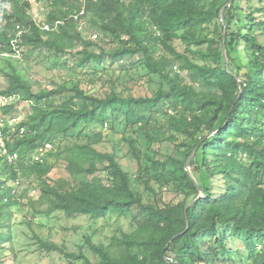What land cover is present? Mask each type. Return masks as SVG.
Masks as SVG:
<instances>
[{
  "label": "trees",
  "instance_id": "trees-1",
  "mask_svg": "<svg viewBox=\"0 0 264 264\" xmlns=\"http://www.w3.org/2000/svg\"><path fill=\"white\" fill-rule=\"evenodd\" d=\"M13 1L0 22L3 50H13L16 25H23L27 59L48 50L52 68L73 78L37 90L17 67L19 58L4 55L8 84L0 94L17 101L0 107V119L8 153L17 157L10 162L0 151V264L7 251L17 258L10 210L21 208L23 198L48 204L33 216L59 210L139 220L109 244L87 235L78 253L36 236L40 249L61 252L70 264H227L239 258L227 239L238 236L247 248L243 261L264 264V0H234L224 12L230 66L243 92L223 55L220 12L230 0H47L49 24L85 8L56 30L33 20L29 2ZM133 79L145 80V95L118 90L117 81ZM103 80L109 89L93 90ZM19 104L29 111L20 122L23 136L18 129L10 134L7 118ZM104 128L122 135L114 150L101 146ZM120 142L128 145L135 172L122 164ZM200 142L192 170L207 196L187 209L199 192L186 161ZM46 144L52 148L36 160ZM48 156L64 159L78 183L67 195L46 180L53 169ZM18 180L30 181V190L40 182L39 198L18 196ZM88 187L103 194L93 196Z\"/></svg>",
  "mask_w": 264,
  "mask_h": 264
},
{
  "label": "rangeland",
  "instance_id": "rangeland-1",
  "mask_svg": "<svg viewBox=\"0 0 264 264\" xmlns=\"http://www.w3.org/2000/svg\"><path fill=\"white\" fill-rule=\"evenodd\" d=\"M30 4L31 8L29 9L28 14L32 16L33 20L39 24H43V22H46L45 24H47L48 15L51 11L49 2L47 0H33ZM84 27L85 25L82 23L80 26L81 30H83ZM85 34L87 36L92 34V39L97 40L94 37V35L97 34L96 32L90 33L85 31ZM176 44L178 50L183 51L184 46L181 45L179 41H176ZM46 54H49L48 50H37L27 59L23 53L22 58L18 59L19 61L17 62V67L23 70L26 76L33 80L37 90L40 88H50L51 86L70 81L73 78V76H69L66 72L60 73L57 69H53L52 64L50 63L51 61L45 58ZM8 62L6 56L0 57V89L5 88L8 84L7 76H5L7 73H5L6 71H3L7 68ZM70 62L71 61H69V63ZM116 67L117 66H115V68ZM8 69L9 66L7 70ZM132 72H135V68H133ZM118 75L119 73L116 72V76ZM144 82L145 80L136 79L127 82L120 80L117 81L118 90L126 95L130 93L136 96L145 95L147 85ZM83 87L85 89L91 88L87 83L83 84ZM152 87L154 88L155 85H152ZM108 89L109 87H105L103 80L98 85L97 89L93 90L106 91ZM13 101H17L16 96H12L8 103ZM28 115L29 111L24 105L19 104L13 115L7 117L11 129L10 134H16L17 129L22 126L20 122L24 119H28ZM2 123L3 126L6 125V122L3 120ZM93 130L97 132L102 129L100 127H95ZM103 131L106 135L101 146L106 147V150H114L116 140H120L122 135L117 134L113 136V133L111 134L110 130L107 128H104ZM112 138H115V141ZM120 143L121 144H119V147L117 146V148L120 149L119 154L122 164L131 172H135L137 170V163L132 155L129 154L128 145L123 142ZM48 157L53 169L47 176L46 180L55 190L61 191L67 195L72 188L78 185V183L72 179L67 168V163L64 159H57L54 156ZM30 183V181L18 180L15 189L17 195L21 197L29 195L34 200H37L40 195L39 187L41 183H37L38 188L32 190L29 189ZM80 186L81 185L78 187ZM86 189L89 190L93 196L103 194L102 188L88 187ZM171 197V194H167L168 199ZM23 199L24 204L21 208L17 209L12 207L10 210L11 219L15 222L13 227L15 235L13 244L15 248L14 251L17 253V258H14L12 251H7L1 256L3 260L1 264H70V260L66 258L63 253L58 251L47 252L40 249L36 236L38 235L44 238L48 237L50 240H53L60 245L64 244L67 251L78 253L79 246L86 243L85 237L87 235H92V241L96 244H109L114 235L120 234V229L130 231L133 229L134 224L137 221L139 222V220L135 221V216L118 217L111 215L107 218L93 220L86 215L78 213L73 216H68L63 211L59 210L53 211L50 215L38 214L33 216L32 211H34L35 207L46 208L48 204H43L41 206L40 204L31 205L29 204L28 198ZM26 221H32L33 223L29 225ZM227 242L232 248L237 249L238 252L235 256H239V258L236 259V262L227 264H248L243 261L246 258L244 253L247 252L243 238L239 236L233 238L229 237ZM11 244L12 243L6 245L9 248L8 250H10ZM85 253H87L91 259L96 260L95 254L91 252L89 248H87Z\"/></svg>",
  "mask_w": 264,
  "mask_h": 264
},
{
  "label": "built area",
  "instance_id": "built-area-1",
  "mask_svg": "<svg viewBox=\"0 0 264 264\" xmlns=\"http://www.w3.org/2000/svg\"><path fill=\"white\" fill-rule=\"evenodd\" d=\"M27 1V0H25ZM14 1L13 0H0V21H2L3 19V16H4V8L6 7H10L12 6V3ZM85 14V8H82L81 10L79 11H75L73 12L70 16H68V18H65V19H59V20H56L54 23L52 24H45L46 22H44L42 24V26L45 28V29H53V30H56L60 25L62 24H65L67 22L68 19H74V20H78L82 15ZM28 31V28L24 27L23 25H20V24H17L16 25V29H15V35L14 37L11 39V44L13 46V50L10 51V52H5L3 49V45L0 41V53L4 55H8V54H12L13 56L17 57V58H22V55H23V49L20 47V43L23 41V37H24V34L27 33ZM95 38H97V34L94 35ZM11 100V97H9L8 95H0V107L2 105H6L8 104V102ZM2 120L0 119V151L2 154L4 155H8V160L10 162H13V160L17 157V154H9L8 153V150H7V146H6V143L3 139V132H2ZM18 132H19V135L20 136H23L27 133L26 131V128L24 126H20L18 128ZM52 148V145L51 144H46L45 147H40L38 149V152L36 154V160H39V161H42V154L47 152L49 149Z\"/></svg>",
  "mask_w": 264,
  "mask_h": 264
},
{
  "label": "water",
  "instance_id": "water-1",
  "mask_svg": "<svg viewBox=\"0 0 264 264\" xmlns=\"http://www.w3.org/2000/svg\"><path fill=\"white\" fill-rule=\"evenodd\" d=\"M233 1L234 0H230L227 4H225L223 6V8L221 9V12H220V18H221V21L222 23L225 25V32H224V38H223V55H224V59H225V62H226V66H227V69L229 71V73L233 74V76L237 79V81L239 82V86H240V89H241V92H243V87H242V79L237 76L235 73L232 72L231 70V66H230V60H229V56H228V50H227V38H228V30H227V24L225 22V19H224V12L225 10L230 7L232 4H233ZM220 129V128H219ZM218 129V130H219ZM218 130L212 132L211 134H209L206 138H209L211 136H213ZM202 142H200L192 151V153L190 154V156L188 157L187 161H186V171L188 172V174L191 176V178L193 179L194 183L196 184L197 186V189H198V192H199V195L198 197L193 201L191 202L188 206H187V209H189L190 207H193L197 201L200 199V198H203V197H206L207 196V193L206 191L202 188V186L200 185V182L199 180L197 179L196 175L194 174L193 170H192V161L195 157V154L200 146ZM184 232H181L179 234H177L175 238L179 237L180 235H182Z\"/></svg>",
  "mask_w": 264,
  "mask_h": 264
},
{
  "label": "clouds",
  "instance_id": "clouds-1",
  "mask_svg": "<svg viewBox=\"0 0 264 264\" xmlns=\"http://www.w3.org/2000/svg\"><path fill=\"white\" fill-rule=\"evenodd\" d=\"M23 1H25V0H23ZM33 0H27V1H25V2H32ZM13 4V3H12ZM11 7V6H10ZM10 7H6V8H4V12L6 11V10H8V9H10ZM2 21H3V19H2ZM2 21H0V22H2ZM44 23V22H43ZM23 56V55H22ZM17 58V57H16ZM19 59H21V58H19ZM0 95H2V94H0ZM9 96V95H8ZM9 97H12V96H9Z\"/></svg>",
  "mask_w": 264,
  "mask_h": 264
}]
</instances>
